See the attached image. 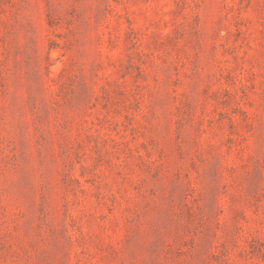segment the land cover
Segmentation results:
<instances>
[{"label":"rangeland","instance_id":"obj_1","mask_svg":"<svg viewBox=\"0 0 264 264\" xmlns=\"http://www.w3.org/2000/svg\"><path fill=\"white\" fill-rule=\"evenodd\" d=\"M0 264H264V0H0Z\"/></svg>","mask_w":264,"mask_h":264}]
</instances>
